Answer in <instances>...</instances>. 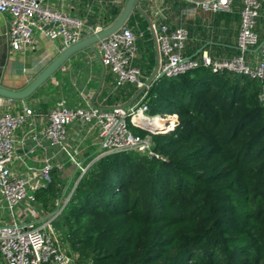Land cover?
<instances>
[{
	"label": "trees",
	"instance_id": "obj_1",
	"mask_svg": "<svg viewBox=\"0 0 264 264\" xmlns=\"http://www.w3.org/2000/svg\"><path fill=\"white\" fill-rule=\"evenodd\" d=\"M123 1L95 7L85 14L88 22L106 26L119 15ZM149 1L140 3L146 11L143 4ZM237 2L242 4L234 0L232 7ZM166 3L163 14L172 27L178 26L171 23L173 16L182 23L181 10L195 5L189 0ZM126 26L137 34L138 47L152 50L149 23L139 11ZM186 28L187 46L192 28ZM138 91L129 82L102 97L111 104L119 93L134 96ZM146 91L148 113L164 116L167 123L157 130L130 120L129 125L135 133L152 134L160 157L125 150L95 159L97 152L86 159L85 164L92 163L60 215L64 238L78 253V262L264 264V105L259 82L200 65L175 76L161 75ZM75 171L73 184L81 174ZM42 191L37 198L50 209L64 194L54 178Z\"/></svg>",
	"mask_w": 264,
	"mask_h": 264
},
{
	"label": "built area",
	"instance_id": "obj_2",
	"mask_svg": "<svg viewBox=\"0 0 264 264\" xmlns=\"http://www.w3.org/2000/svg\"><path fill=\"white\" fill-rule=\"evenodd\" d=\"M233 1L205 0L194 2L193 7L206 11L229 10ZM241 1V21L237 34L239 54L228 57H213L207 50H203L199 57L188 56L185 47L190 37L189 30L182 25L172 27L166 16L157 10L149 25V30L155 33L159 51V69L154 79L161 75L182 74L200 65L213 70L227 69L256 79L260 86L259 100L264 105V40L256 31L264 0ZM0 12L10 15L7 35L13 50L32 48L37 43L35 32L39 31L51 40H61L62 52L105 27L88 22L86 16L74 15L55 7L50 0H0ZM137 37L125 24L89 48L93 50L92 59L100 60L113 72L114 88L134 83L139 89L144 88L139 98L125 107L115 104L105 108L93 105L90 93L84 94L87 103L78 107H70L67 99L60 97L50 107L47 121L41 126H33L28 132L27 137L35 142L32 151L41 144L42 139H46L49 145L58 147L66 154L75 165V170L81 171L69 194L64 195L67 188L62 197L56 200L53 211L43 213L36 195L38 190L52 182V170L56 166L52 157H45L43 165L31 176L14 171L15 160H24V155L17 152V131L28 119L36 116V109L21 102L15 111L0 112V210L9 211L7 221L0 219V255L3 264H72L60 240L52 233V226L92 161L83 164L80 160L77 143L81 135L70 137L69 125L77 123L97 131L99 154L95 159L125 150L160 157L153 149L152 134L135 133L129 125V120L144 127H147L146 124L154 125L159 119L164 122L160 127L167 123L164 116L148 113L149 107L144 97L154 79L147 83L148 77L134 64L138 53ZM259 45L255 58L248 57V51ZM60 68L66 69L64 63ZM9 104L17 106L16 103L12 104V100Z\"/></svg>",
	"mask_w": 264,
	"mask_h": 264
},
{
	"label": "crops",
	"instance_id": "obj_3",
	"mask_svg": "<svg viewBox=\"0 0 264 264\" xmlns=\"http://www.w3.org/2000/svg\"><path fill=\"white\" fill-rule=\"evenodd\" d=\"M55 7H60L67 12L86 16L85 14L94 11L95 7L104 9L109 0H50ZM120 2L122 0H112ZM126 0L123 1V5ZM156 3L159 10L164 13V8L167 7L166 0H150ZM240 2L229 10H220L219 13L200 12L193 6H187L181 10V16L184 15L182 23L178 22V17L175 15L171 19L173 25L191 26V39L186 46V53L192 57L203 50L209 51L212 56L228 57L237 52V32L240 25ZM123 7V6H122ZM102 11V10H101ZM237 14L238 19L232 18L231 15ZM201 19V21H199ZM10 21V15L0 12V85L14 90L25 88L33 78H35L45 67H47L60 53L61 40H51L45 34L37 31L35 37L37 43L25 50L11 49L7 35V29ZM98 24L104 25L101 22ZM105 26V25H104ZM201 27V28H199ZM199 28V29H198ZM205 31V32H204ZM257 31L262 40H264V6L258 18ZM151 32V31H150ZM152 35V33H151ZM152 50H146L142 46L138 47L136 64L142 69L146 77H150L156 69L158 62V53L154 38ZM198 45V46H197ZM199 45L201 47H199ZM206 45H209L207 48ZM201 49V50H200ZM93 50L85 48L73 54L64 62L66 69L59 68L45 83H43L31 96L24 99H12L0 94V112L5 110L15 111L19 108L21 102L36 109V116L28 119L26 123L17 131V152L24 155V160L16 159L14 162V171L23 176H31L43 165L45 157H52L56 166L52 170V180L57 179L58 185L62 188L61 193L65 192L64 184L71 183L73 174L71 167L73 166L65 153L61 152L58 147L49 145L46 139H42L41 144L33 149L35 142L28 138V132L33 126H41L47 121V116L50 107L60 97L67 99V104L70 107L83 106L87 103L84 94L90 93L92 98L91 103L99 107H110L115 104H124L136 97L126 95V92L120 94V98L116 103H108L107 97H102L103 92H114V74L100 60L92 59ZM257 47L251 48L247 56L255 58ZM152 56V57H151ZM135 63V61H134ZM101 89L98 91L99 85ZM133 95V94H132ZM94 98V99H93ZM16 103L17 106H12ZM70 137L81 135V146L91 149L89 155L99 150L97 131L89 126L81 127L77 123L69 125ZM78 141V140H77ZM79 155H80V147ZM82 150V146H81ZM83 153H81L82 156ZM92 157V156H90ZM84 160L86 158H83ZM92 161V160H91ZM58 165V166H57ZM43 189V188H42ZM42 189L38 192L42 193ZM62 197V196H61ZM39 200V208L43 213H49L54 208H48ZM2 203V202H1ZM3 209V208H2ZM5 210V209H3ZM4 213L0 210V219L7 221L4 218ZM8 215V213H7ZM0 264H3L0 255Z\"/></svg>",
	"mask_w": 264,
	"mask_h": 264
},
{
	"label": "water",
	"instance_id": "obj_4",
	"mask_svg": "<svg viewBox=\"0 0 264 264\" xmlns=\"http://www.w3.org/2000/svg\"><path fill=\"white\" fill-rule=\"evenodd\" d=\"M142 0H126L119 15L109 24H107L103 29L98 31L97 33H94L93 35L86 37L82 39L81 41L67 47L65 50H63L47 67H45L35 78L32 79V81L23 89L14 90L6 88L2 85H0V94L3 96L10 97L12 99H24L29 96H31L43 83H45L59 68L60 66L69 59L73 54L77 53L80 50H83L88 47H93L94 44L99 41L100 39L110 35L111 33L115 32L116 30L120 29L122 26H124L133 12L135 10L139 11L148 21L149 25L151 24V17L147 13V11L141 6ZM192 2H202L205 0H189ZM152 36L155 41L157 53H158V62L156 69L153 71L151 76L148 78L147 83H150L154 77L156 76L158 69H159V51L157 46V41L155 38V33L153 30H151ZM261 45V44H260ZM260 45L257 47V49L260 47ZM201 50V49H200ZM101 84L99 85L98 91L101 89ZM144 88L139 89L137 95L135 98H133L131 101L122 104L123 107L132 104L138 95L143 91ZM94 99V98H93ZM93 105H95L93 103ZM96 106V105H95ZM167 122V121H165ZM147 127H151L154 130H157L160 128V126L157 125H151L146 124Z\"/></svg>",
	"mask_w": 264,
	"mask_h": 264
},
{
	"label": "rangeland",
	"instance_id": "obj_5",
	"mask_svg": "<svg viewBox=\"0 0 264 264\" xmlns=\"http://www.w3.org/2000/svg\"><path fill=\"white\" fill-rule=\"evenodd\" d=\"M142 6V5H141ZM143 6L145 7V8H147V11H149L150 12V17L152 16V18L153 17H155L156 16V11L157 10H159V7H157V5H156V3H154L153 1H149V2H147V3H144L143 4ZM79 143H80V140L78 141ZM78 144V143H77ZM81 146H82V150H81ZM79 145L78 146V148L80 147V155H79V158H80V160H82L83 161V164H85L84 162L86 161V159H88L90 156H93L95 153H99V150H97V151H95L94 153H92V155L90 154L89 155V153H90V151H91V149L90 148H88L87 146H85V143H82V145ZM99 149V148H98ZM81 153H83L82 154V156H81ZM83 158H86L85 160L83 159ZM68 162H71V160H69ZM72 163V162H71ZM72 167H71V173H72V171H74L75 170V165L72 163ZM75 178V177H74ZM73 177H72V179H74ZM71 184H73V183H69L68 182V184H67V182H66V184H64V187H65V189L67 190V188H68V191H69V189H71ZM55 202H56V200H55ZM43 203V202H42ZM44 205V204H43ZM1 212L2 213H4V214H6V215H4V218L5 219H9V215H7V213L9 212H7V210H3V209H1ZM9 214V213H8ZM52 233L53 234H55L56 236H57V238L60 240V242H61V244H62V246H63V248H64V250L66 251V253L69 255V257L71 258V263L72 264H84V263H79L78 262V253L77 252H75V251H73L72 249H71V247H70V245H69V242L64 238V233H65V226H64V224H63V218H62V216H59L55 221H54V223H53V226H52Z\"/></svg>",
	"mask_w": 264,
	"mask_h": 264
},
{
	"label": "bare ground",
	"instance_id": "obj_6",
	"mask_svg": "<svg viewBox=\"0 0 264 264\" xmlns=\"http://www.w3.org/2000/svg\"><path fill=\"white\" fill-rule=\"evenodd\" d=\"M161 121H162V120L159 119L157 122H156V121H155V122H156V123H160ZM154 124H155V123H154Z\"/></svg>",
	"mask_w": 264,
	"mask_h": 264
}]
</instances>
